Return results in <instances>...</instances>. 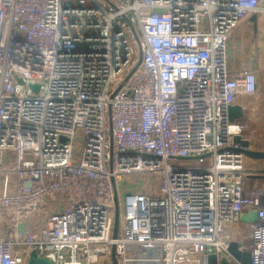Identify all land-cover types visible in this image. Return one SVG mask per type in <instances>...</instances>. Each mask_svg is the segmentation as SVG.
Wrapping results in <instances>:
<instances>
[{
    "label": "built area",
    "instance_id": "built-area-1",
    "mask_svg": "<svg viewBox=\"0 0 264 264\" xmlns=\"http://www.w3.org/2000/svg\"><path fill=\"white\" fill-rule=\"evenodd\" d=\"M260 3L0 0V264H264L229 120L259 82L227 56Z\"/></svg>",
    "mask_w": 264,
    "mask_h": 264
},
{
    "label": "crops",
    "instance_id": "crops-1",
    "mask_svg": "<svg viewBox=\"0 0 264 264\" xmlns=\"http://www.w3.org/2000/svg\"><path fill=\"white\" fill-rule=\"evenodd\" d=\"M254 15L257 16V30L254 29L253 23L250 21L253 15L245 19L228 42L227 56L228 65L233 76H237L245 70H252L256 73L260 86L263 76L261 64H264V0H261L260 10ZM235 105L242 106L244 111V117L238 119L237 122L247 121L250 116L249 108L253 106L251 97L240 94ZM251 119L252 121L255 120V115L252 116L251 114ZM253 161H255V165L264 166V163L259 162V160ZM247 179H251V182L256 184L264 182V176L259 174L255 175L254 178L249 177ZM241 225L246 230L247 225Z\"/></svg>",
    "mask_w": 264,
    "mask_h": 264
},
{
    "label": "water",
    "instance_id": "water-1",
    "mask_svg": "<svg viewBox=\"0 0 264 264\" xmlns=\"http://www.w3.org/2000/svg\"><path fill=\"white\" fill-rule=\"evenodd\" d=\"M250 21L253 23L254 29L257 30V16L253 15L250 18ZM84 47L85 45L79 44V48H84ZM141 62H142V56L140 55V59L138 63L136 64L135 68L130 73L128 78L139 67ZM19 83L22 84L23 82L19 80ZM31 88L34 91L39 90L38 85H33L31 86ZM243 117H244V111H243L242 106L233 105L229 108V120L231 122H236L238 119L243 118ZM234 141L235 143L240 144L242 147L241 149L238 150V152L244 154L249 159L264 160V151L252 150L250 147V141L248 139H244L242 136H236ZM111 142H112V137H111ZM254 177L255 176H252V178ZM240 221L241 223H244V224L256 223L257 222V211L253 210V211H250L249 213L242 214L240 217ZM228 252L236 261H239L241 264H252L251 253L248 251H244V252L241 251L239 249L238 242L236 241L231 242ZM27 264H54V263L48 258L38 256L37 252L33 250L30 253ZM112 264H119L115 250H113L112 252ZM221 264H233V263L228 261L226 258H224Z\"/></svg>",
    "mask_w": 264,
    "mask_h": 264
},
{
    "label": "rangeland",
    "instance_id": "rangeland-1",
    "mask_svg": "<svg viewBox=\"0 0 264 264\" xmlns=\"http://www.w3.org/2000/svg\"><path fill=\"white\" fill-rule=\"evenodd\" d=\"M82 19V18H81ZM90 18H85L84 21H88ZM135 44L137 45L138 48V41L135 38ZM138 60L140 59V54L137 55ZM262 65V84L259 86V93L256 97L253 96H247L251 97L253 106H250V116L247 119V124H248V132H247V137L250 141V147L252 150H259V151H264V64ZM255 110V111H254ZM251 114L252 116L255 115V120L252 121L251 119ZM249 165H247L246 168L250 169V172L259 174L264 176V166L261 165H255L252 159H248ZM212 158H207L205 162L202 164H211ZM259 162H263L264 160H259ZM185 166L188 167H195L200 165L198 160H188L183 162ZM243 189L245 191L244 198L248 200L252 195V197H255V194L257 192H262L264 193V182L263 183H253L251 182V179H245L243 183ZM248 198V199H247ZM112 263V261H111Z\"/></svg>",
    "mask_w": 264,
    "mask_h": 264
},
{
    "label": "bare ground",
    "instance_id": "bare-ground-1",
    "mask_svg": "<svg viewBox=\"0 0 264 264\" xmlns=\"http://www.w3.org/2000/svg\"><path fill=\"white\" fill-rule=\"evenodd\" d=\"M249 164H250V163H249V161H247V165H249ZM233 229H234V230H236V229H237V227H234Z\"/></svg>",
    "mask_w": 264,
    "mask_h": 264
}]
</instances>
